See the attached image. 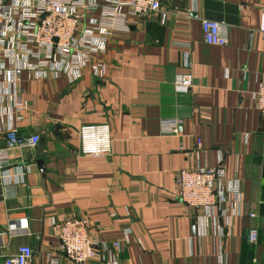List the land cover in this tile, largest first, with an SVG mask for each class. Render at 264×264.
<instances>
[{
  "label": "crops",
  "instance_id": "crops-1",
  "mask_svg": "<svg viewBox=\"0 0 264 264\" xmlns=\"http://www.w3.org/2000/svg\"><path fill=\"white\" fill-rule=\"evenodd\" d=\"M263 12L264 0H162L114 30L80 79L24 72L19 109L12 89L0 91V127L40 136L35 148L8 151L0 170V264L24 245L31 264H69L58 251L69 216L86 217L90 237L106 245L90 264H264V117L252 99L264 79ZM202 19L223 23L229 43H205ZM181 44H190L192 87L179 84ZM166 121H178L176 132ZM89 124L110 126V156L81 154L79 129ZM219 164L242 193L241 215L220 233L222 221L200 219L174 182L178 169Z\"/></svg>",
  "mask_w": 264,
  "mask_h": 264
},
{
  "label": "built area",
  "instance_id": "built-area-1",
  "mask_svg": "<svg viewBox=\"0 0 264 264\" xmlns=\"http://www.w3.org/2000/svg\"><path fill=\"white\" fill-rule=\"evenodd\" d=\"M162 0H0V84L1 92L21 106L16 98V88L24 72L36 78L65 72L71 80L82 77L85 66L95 56L105 51L111 33L124 26L128 17L142 18L157 11ZM100 9L98 18L87 15ZM88 18V21L86 19ZM202 34L205 43L226 46L229 37L223 23L202 19ZM259 30L264 33V12ZM184 48L182 87H192L190 68V44ZM95 73L105 75V65L93 63ZM256 109L264 117V79L259 81L252 94ZM178 121L164 123L176 132ZM6 138V147L0 151V170L11 165L8 151L15 148H35L39 135L22 137L13 123L0 127ZM80 152L85 156H110L112 154L111 130L108 124L83 125L79 129ZM200 143V142H199ZM174 182L177 198L191 211H199L204 222L220 219L224 232L232 221L241 215L242 193L239 180L227 175L222 164L216 166L197 165L175 171ZM6 197L13 194V184L6 183ZM250 214V217H254ZM249 240H258V231H248ZM58 251L69 264H90L106 248L104 243L94 240L89 234L86 217L69 216L59 224ZM113 247H119L113 242ZM33 249L24 245L4 264H31ZM55 264L57 262L55 261Z\"/></svg>",
  "mask_w": 264,
  "mask_h": 264
},
{
  "label": "water",
  "instance_id": "water-1",
  "mask_svg": "<svg viewBox=\"0 0 264 264\" xmlns=\"http://www.w3.org/2000/svg\"><path fill=\"white\" fill-rule=\"evenodd\" d=\"M37 164L39 165L41 171H43V165H44L43 160H38V161H37Z\"/></svg>",
  "mask_w": 264,
  "mask_h": 264
}]
</instances>
